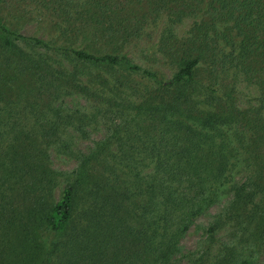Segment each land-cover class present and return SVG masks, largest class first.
Listing matches in <instances>:
<instances>
[{
    "label": "trees",
    "instance_id": "trees-1",
    "mask_svg": "<svg viewBox=\"0 0 264 264\" xmlns=\"http://www.w3.org/2000/svg\"><path fill=\"white\" fill-rule=\"evenodd\" d=\"M71 5L60 10L62 15L76 13L63 16L64 29L71 28L75 41L80 35L84 47L19 38L87 67L123 68L126 74L102 78L88 68L80 72L84 65L52 69L49 58L38 61L34 95L51 111L50 120L44 113L36 121L41 143L57 141L58 126L67 118L81 132L101 122L108 135L81 155L71 173L74 179L53 203L48 194L55 172L45 163L39 141L0 125V262L18 245L60 234L59 264H166L185 223L226 188L236 194L226 220L216 222L234 221L238 229L222 260L212 264H250L244 252L251 241L264 239V221L262 230L247 233L250 204L255 208L251 217L262 212L264 218V202L254 201L264 194V0H89ZM159 13L174 23L192 19L182 39L169 27L155 45L175 68L168 79L132 64L125 52ZM0 32L5 53L12 54L18 49L10 38L14 33L1 21ZM118 36L127 43H112ZM95 39H107L112 46L100 52ZM24 60L15 66L19 75ZM132 74L139 78L128 79ZM240 78L259 89L255 107L242 108L235 101ZM63 95L92 106L69 115L63 106L51 104ZM247 131L254 135V150L243 153ZM144 167L150 173L143 175ZM240 173L245 177L241 185L232 181Z\"/></svg>",
    "mask_w": 264,
    "mask_h": 264
},
{
    "label": "rangeland",
    "instance_id": "rangeland-1",
    "mask_svg": "<svg viewBox=\"0 0 264 264\" xmlns=\"http://www.w3.org/2000/svg\"><path fill=\"white\" fill-rule=\"evenodd\" d=\"M88 1L2 0L0 4V21L5 23L14 33L10 38L18 47V49L12 51V54H6L3 48V35L0 32V125L2 124L1 128L5 130L15 131L16 129L20 130L19 134L28 133L29 139L32 135L39 141L40 147L43 148L41 151L45 163L49 169L55 172L52 176V178L54 177V183L51 185L48 194L50 202L53 203L60 198L61 191L67 181L74 179L75 176L71 173L78 167L81 155L94 149L97 142L106 138L108 131L101 125V122H97V124L91 123V125H88L89 127L86 126L85 132H81L77 130L78 127L76 128L75 122L72 125L71 120L67 118L58 126L60 133L57 141L53 138L50 140V145L41 143L40 130L36 123L43 119L44 113H47V120H50L51 111L44 106L46 104L43 103L42 99L38 100L37 95H34L35 88L39 84L38 73L41 62L38 61L44 57L49 58V63L53 65L52 69L58 68L60 65H63L66 69H70L74 65L81 68L84 64L68 58L63 52L57 54L54 50L46 51L40 46H34L31 42H24L19 37L38 39L44 43L61 47H72L74 49L84 47L85 41L82 40L81 36L79 35L75 41L72 38L71 28L65 30L64 28L67 25L62 22L63 16L75 17L76 13L72 11L67 15L66 13L62 15L60 10L74 8L71 5L72 3L80 5ZM56 6L59 8L53 9ZM150 20L152 24L145 26L143 31L138 34L137 39L127 43L128 39L123 40L121 36H118L112 43L118 45L129 44L125 52L132 64L149 69L156 72L158 76L163 75L165 79H168L174 73L175 68L162 58L161 53L156 51L155 45L160 43L162 34L169 27L174 31L177 38L182 39L188 28L191 27L192 19L186 18L174 23L168 19L165 13H159L154 19L150 18ZM76 23L82 25L79 19ZM95 42V44L101 46L98 50L100 52L112 46L107 44L110 42L107 39H101L100 41L95 39ZM105 44L107 45L105 46ZM20 58L22 60L23 58L28 59L22 63L24 69L21 75H19L20 71L15 69L16 65L21 64ZM53 61H60V63L57 64ZM83 67L80 72L84 73L88 68L89 73L102 78L117 75L124 77L126 74L125 70H122L123 68L106 69L95 66L87 67V65ZM127 78L130 80L132 78L138 79L139 76L132 74L130 78L129 76ZM241 78L236 82L237 97L235 101L242 108L247 109L251 104L255 107L256 100L259 97V89L254 85L246 86ZM38 101L39 105H36L35 103ZM51 104L53 106H63V110L69 112V115L74 110L82 113L84 109L88 110L92 106L83 98L68 95L60 96ZM245 139V143L247 142L248 145L247 148L241 151L248 153L254 150V135L247 131ZM237 145L238 142L236 141ZM262 160L264 161V159ZM252 169L257 170V167L253 165ZM241 171L243 170L239 169V172ZM147 173H150V168L144 167L142 174L146 175ZM244 179V173H240L235 175L232 181L241 185ZM79 186L77 192L79 191V195L82 196V184ZM223 190V193L212 199V203L203 207L201 212L195 213L185 223L187 228L178 235L173 255L169 257L166 264H212L217 259L222 260V252L231 245L234 229H238L234 221H225L224 224H222V221L221 223L216 222L223 216L226 220L228 205L236 194L235 191H230L231 189L224 188ZM81 198L79 197L78 200H81ZM254 201L263 204L264 194L258 195ZM249 208L251 211L250 214L248 213V221L251 224L247 228V233L251 234L257 229L262 230L261 226L264 218L262 212L257 213L255 217H251V214H254V204H250ZM215 222L218 227L212 232L210 228ZM237 233L239 235V232ZM60 237V234L53 235V237L50 235L40 242H26L23 245H18L14 248L10 258L1 261L0 264H59V256L55 254V249L59 247L61 239L58 238ZM244 255L249 259L250 264H264V239L251 241L249 249L244 252Z\"/></svg>",
    "mask_w": 264,
    "mask_h": 264
}]
</instances>
